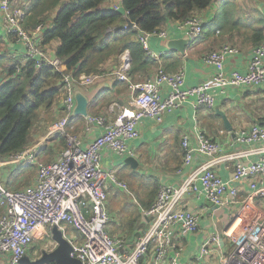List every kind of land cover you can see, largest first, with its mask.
Here are the masks:
<instances>
[{
    "label": "built area",
    "instance_id": "2783aa9c",
    "mask_svg": "<svg viewBox=\"0 0 264 264\" xmlns=\"http://www.w3.org/2000/svg\"><path fill=\"white\" fill-rule=\"evenodd\" d=\"M114 10L122 11V3L114 6ZM0 13L4 28L2 37L25 47V53L20 56L13 53V59L22 58V64L34 60L37 69L49 67L61 71V60L40 44L43 24L31 31L24 29L22 23L26 13L13 0H0ZM177 24L176 30L184 32L192 45L202 36L205 22L198 14ZM152 37L167 41L169 36L161 29L136 35L146 57L158 63L164 53L151 49ZM235 52V47L224 45L203 57L206 64L219 70L215 80L222 93L228 88L254 90L264 82V43L253 48L245 74L224 71L226 57ZM130 64V57L124 56L113 76L118 82L130 84L133 111L114 123L101 116L85 117L87 126L94 125L101 130L87 147H83L80 136L72 131L69 122L74 118L76 91H81L91 103L95 98L92 87L100 77L82 76L77 80L71 74H64L61 99L64 115L48 130L50 136L59 135L65 140L60 158L54 162H40L37 152L27 147L8 159L0 155V207L3 210L0 216V264H20L29 255L34 240L49 237L53 228H58L66 236L73 248L71 257L81 264H183V242L198 231L201 221L199 214L184 205L191 197L204 199L217 209L224 208L231 197L235 207L232 225L222 236L217 233L204 244L206 257L212 254L210 247H220L223 238L233 245L228 258H223L224 261L227 258L225 264H264V146L226 153L218 142L197 130L195 149L190 148L189 137H183V160L190 165L196 154L203 159L202 163L179 185L159 188L151 208L142 209L149 224L133 248L126 245V239L109 234L105 185L113 183L125 190L127 186L118 182L116 171L103 169L102 152L110 150L126 158L134 157L129 144L140 138V125L144 120L161 124L167 114L191 98L196 99V109L214 110L217 101V95L210 92L214 87L210 85L184 89L186 77L183 70L170 74L159 67L144 82L132 83L128 75ZM164 85L170 88L166 96L162 91ZM235 140L245 145L264 144V123L255 124L250 131L237 135ZM5 165L16 168V171L36 166L35 183L21 191L7 189L3 184ZM224 166H231V172L223 169ZM237 183L247 184L244 200L237 198L238 191L233 188ZM254 204L259 208L252 213L247 206ZM251 208L253 210L255 206ZM67 227L82 237L80 243L68 235Z\"/></svg>",
    "mask_w": 264,
    "mask_h": 264
},
{
    "label": "crops",
    "instance_id": "0c3cea01",
    "mask_svg": "<svg viewBox=\"0 0 264 264\" xmlns=\"http://www.w3.org/2000/svg\"><path fill=\"white\" fill-rule=\"evenodd\" d=\"M17 1L13 0V3L20 6L32 0H24L23 2ZM120 2L121 0H109L106 7L108 9H114V6H118ZM241 2L242 7L248 9L249 16L250 14H252V16H255L256 13L258 14L256 24L247 22L249 26L253 25L252 27H247V24L241 25L245 28V36L243 34L244 42L241 45L238 44L240 42L235 41V39H238L237 37L241 35L240 31L238 34L234 33V27L225 29L223 25L217 23L215 11H217L219 5H216L215 8L200 13L204 18V26L209 27V30L205 32L204 27L202 36L196 43L187 47L185 56H181L175 51L167 50L165 47L166 41L160 40L157 37H152L150 39V47L155 52H163V59L158 63L152 61L153 67L151 70L138 73L131 78L132 83L138 84L144 82L153 75L159 67L170 74H176L183 70L186 77L184 89L200 85H210L214 87L211 88L210 92L217 95L214 110L206 108L196 109V99L191 98L173 113L167 114L161 124H156L149 119L144 120L140 125V138L129 144V147L133 151L134 158L139 163L136 170L125 165V156L115 154L110 150H104L102 152V166L105 171H116L120 179V181L117 179L118 182H127L129 184H127L129 190L130 187L135 192L137 189L142 190V196H140L142 198L139 202H142L143 205L138 204L140 208H138L137 211L132 210L130 212L128 207L124 208L126 205H123L122 209L118 205L119 202L115 203L116 206L114 209V204L112 207L110 203L106 206L110 220H117L119 223L118 227H120V230H118V233H115L114 236L111 233L109 234L114 238L126 239V245L131 249L137 239L144 234L148 228L149 219L144 217L142 209L148 210L151 208L156 199L157 190H159L161 186L179 185L182 180L186 178V175L203 161L201 157L194 154V160L190 165L184 163L182 148L183 137L188 136L190 148L195 149L197 147L196 130L200 131L208 138L218 142L226 153L264 146V144L260 143L253 145L239 144L236 142V137L234 136L250 131L255 124L262 125L264 123V82L254 90L228 88L225 90V93H222V89L217 86L215 80L219 70L215 66L206 64L203 61V57L206 54L219 50L224 45H231L237 49V52L226 57L224 71L227 74H231L235 71L241 74L247 73V66L252 58L253 48L264 43V0H255L253 2L242 0ZM177 23L178 22H168L161 28V30H164L168 34L169 39L186 37L184 32L176 30ZM257 33L261 34L263 38L258 39L255 37ZM2 35L4 36V28L3 17L0 13V37L3 41V44L0 45V54L6 52L12 57L13 53L18 55L25 53V47L21 43H17L12 39H5ZM55 46V44H51L45 49L54 52ZM127 55L130 57L129 52H126L121 55L116 62L112 60L108 62L106 67L108 70L106 73L94 75L100 78H97L98 80L94 82L92 87L95 98L89 105V115L101 116L105 118L107 122L114 123L124 119L126 114L133 111V107L131 106L132 98L130 84L118 82L113 76L114 71L121 65L123 57ZM3 81L4 79H0V85L4 83ZM162 91L163 95L166 96L170 92V88L164 85ZM218 111L226 115L233 128V133L225 127L224 120L218 114ZM63 115L60 100L52 110L42 113L40 119L30 131L27 148L37 152L40 162L49 163L57 161L64 151L65 145L63 144L62 137L59 135L50 136L48 132L52 123L62 118ZM69 124L72 131L80 136L84 148L101 134V130L97 126H87L85 118L82 116L74 115V118ZM36 168L31 166L20 168L19 171H16V168L14 169L10 165H5L3 169V182L6 180L7 175L14 173L20 176H29L30 183L21 188V190H24L35 183L38 174ZM225 168L224 166L223 169ZM225 170L231 172V166L227 167ZM137 174L148 176L151 179L152 187L149 191L145 190L144 184L140 182V178ZM124 178L128 180L125 181L123 180ZM109 186H113L111 192L116 191L117 193H123V195L128 197L131 203V197L133 196L131 190V192L129 191L131 194H129L126 192L127 190L123 191V188L113 183L109 184ZM7 188L12 190L13 187ZM233 188H236L238 191V200H244L246 191H248L247 184L237 183L233 185ZM21 190L14 189L13 191ZM112 195L113 194H110L109 197H114ZM115 195L117 196V194ZM231 201L232 198L230 197L228 204L224 208L219 209L215 208L204 199L199 200L194 197H191L184 203L186 207L201 216V221L198 231L190 235L183 242L185 246V253L182 259L183 264H225L223 258L230 252H220L221 257L218 261L210 258V256L206 257L207 255L203 254V246L213 235L218 233L222 236L223 232L232 225L236 212ZM252 206H255L253 210L251 208ZM258 206H263V204L258 203ZM257 208L259 207H257L256 204L247 206V209L252 213L256 212ZM2 211L0 207V216L2 215ZM218 222L219 224L217 225ZM219 225L222 226L221 230H219ZM67 231L70 237L75 238L78 243L81 242L82 237L74 231L73 228L67 227ZM43 240L44 238L37 237L34 242ZM33 244L31 246L32 250H30L27 256L32 262L39 257L37 250L32 248ZM214 246L218 250H227L226 241H224L223 248L217 245ZM211 252L213 253V250H211Z\"/></svg>",
    "mask_w": 264,
    "mask_h": 264
},
{
    "label": "trees",
    "instance_id": "16d2710c",
    "mask_svg": "<svg viewBox=\"0 0 264 264\" xmlns=\"http://www.w3.org/2000/svg\"><path fill=\"white\" fill-rule=\"evenodd\" d=\"M215 1L121 0L119 12L103 8L108 0H33L29 5L21 4L26 13L23 28L31 31L43 24L40 44L43 48L55 44L54 52L62 65L61 71L37 69L34 60L22 64L20 57L0 54V79H4L0 85L1 157L8 159L27 147L30 131L42 113L62 99L64 74L77 80L102 75L108 62H116L126 52L131 58L130 78L147 72L153 62L136 40L137 33L151 34L168 22H184L210 9ZM255 37L263 38L258 33Z\"/></svg>",
    "mask_w": 264,
    "mask_h": 264
},
{
    "label": "rangeland",
    "instance_id": "374dc122",
    "mask_svg": "<svg viewBox=\"0 0 264 264\" xmlns=\"http://www.w3.org/2000/svg\"><path fill=\"white\" fill-rule=\"evenodd\" d=\"M21 1V0H19ZM24 0H22L23 2ZM33 1V0H32ZM31 1V2H32ZM109 1V0H108ZM242 0H216L215 3L213 4V6L210 8H215L216 5H219V7L217 8L216 12V21L219 25H223L225 27V29H230L232 27H234L233 31L234 33H237L240 31L241 35H239L237 38L235 39V41L240 42L238 44H242L244 42V36H245V28H243L241 25L242 24H247V27H252L249 26L247 22L251 23V24H256L257 23V16L258 14L256 13L255 16H252V14L248 13V9L243 8L242 7ZM247 1H255V0H247ZM31 2H28L27 5H29ZM107 5V3H105L103 5V8H105ZM17 7H20L19 5L16 4ZM21 8V7H20ZM214 10V9H213ZM208 11V10H207ZM236 27V28H235ZM214 29V28H213ZM212 29V30H213ZM249 29V28H246ZM209 27H205L204 31H208ZM211 30V31H212ZM209 31V32H211ZM244 34V36H243ZM31 167V166H30ZM36 168V166H34ZM37 171V168H36ZM38 173V171H37ZM33 174V173H31ZM137 176L140 178V182L144 184L145 190L149 191L152 187L151 184V179L148 176H142L137 174ZM117 179L120 181L119 179V174H117ZM123 180L127 181V178H124ZM30 183V177L29 176H20L17 173L14 174H10L6 176V180H4V186L7 187H13L12 190L14 189H19L21 190L22 187L28 185ZM123 184H128L127 182H122ZM129 185V184H128ZM127 185V191L125 189H122L123 191H126L127 193L131 194L130 192L132 191L133 196L131 197V203L128 200V197H126L125 195H123V193L119 192L117 193L116 191H112L111 192V188L113 186H108L107 184L105 185V190L107 193V206L110 203L111 207L113 206V209L115 208V203L119 202V206L122 208L123 205H126L124 208L129 209V211L131 212L133 211H137L138 208H140L138 206V204L143 205L142 202H139L141 200L142 197V190L137 189L136 192L130 187L129 190V186ZM130 191V192H129ZM158 193V190H157ZM110 194H113L112 196L114 197H109ZM117 194V196L115 195ZM129 196V195H128ZM129 197V199H130ZM118 198V199H117ZM123 209V208H122ZM140 210V209H139ZM144 218V217H143ZM219 224V222L217 223V225ZM118 221H113L112 219L110 220L109 224H108V232L111 233L113 236L115 235V233H118V230H120V227ZM222 229V226L219 225V230ZM110 230V231H109ZM70 233V231H69ZM50 237H46L44 238L43 241H38V242H34L33 247L34 249L37 250V253L39 254V250L40 252H44V251H50L51 249H53V247L55 246L51 240L49 239ZM72 238V237H71ZM226 244H227V250H223V249H216V247L213 245L212 247H210L211 250H213L212 255L210 256V258L216 259L219 261L220 257H221V253L220 252H232L233 249V245L229 242V240H226ZM39 249V250H38ZM32 250V249H31ZM229 253V254H230ZM229 254H227V258L229 256ZM226 258V261H227ZM225 261V262H226Z\"/></svg>",
    "mask_w": 264,
    "mask_h": 264
},
{
    "label": "water",
    "instance_id": "95a60500",
    "mask_svg": "<svg viewBox=\"0 0 264 264\" xmlns=\"http://www.w3.org/2000/svg\"><path fill=\"white\" fill-rule=\"evenodd\" d=\"M190 45L189 38L184 37L180 39H169L165 42L167 50L175 51L181 56L186 55L187 47ZM76 107L74 109L75 116L87 117L89 115V99L81 92L75 93ZM218 114L223 118L225 127L233 133V128L225 114L218 111ZM236 137V135H234ZM125 165L136 170L139 166L138 161L134 157H127L125 159ZM51 242L56 245L55 248L50 251H44L39 253V257L35 261H30L27 257L23 258L20 264H81L77 259L71 257L72 245L66 238V236L58 230L53 228L51 235L49 236ZM221 248L224 247L223 238L220 240Z\"/></svg>",
    "mask_w": 264,
    "mask_h": 264
}]
</instances>
